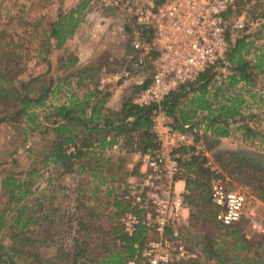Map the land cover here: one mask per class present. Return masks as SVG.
Segmentation results:
<instances>
[{"label": "rangeland", "instance_id": "374dc122", "mask_svg": "<svg viewBox=\"0 0 264 264\" xmlns=\"http://www.w3.org/2000/svg\"><path fill=\"white\" fill-rule=\"evenodd\" d=\"M84 3L86 6L72 35L75 38L61 48L52 49L48 58H40L36 52L50 24L60 14L68 15ZM228 14L232 30L238 21L245 25L243 32H234V42L247 36V41L252 42L251 49L257 48L260 52L264 45V0H234ZM124 18V14L115 9L101 8L99 0H0V32L6 33L14 45L19 44V50L24 49V75H42L41 81L48 83L52 79L54 86L60 88L48 97L45 107L37 109V122H45L49 106L62 102L67 93L76 89L73 76L82 66H74L76 62L72 58L75 55L71 53L74 47L78 52L86 49L97 54L94 63L98 61V66L105 69L100 74V71L93 73L96 76L92 86L102 75L117 100L120 96L125 98L134 93L133 87L122 90L113 80L114 74L124 65V56L130 51L131 25H127ZM247 59L253 60L248 56ZM227 67L216 70L214 82H211L213 86L230 74ZM243 86L238 88L246 92L249 105L245 109L242 107L243 114L238 120L264 124V75L254 73L251 88ZM112 106L116 107L115 104ZM28 126L25 120L0 124V260H4V264H72L79 252L81 255L77 264H101L107 259L104 255L106 251L113 254L121 252L125 245L118 239L121 234L114 202L119 198L117 182L126 175L123 167L129 157L112 155V163L117 160L119 165L113 168L116 172L110 169L115 175L116 186L100 175L103 171H99L101 162L96 157L99 151L95 149H91L90 153L93 151L96 156L90 154L80 161L84 162L82 172L87 174L69 180L65 178L62 183L54 184L52 181L65 171H58L47 161L53 136L49 134L42 138ZM236 126L232 125L233 128ZM239 147L264 150L258 139L236 130L228 138L221 139L218 148L234 150ZM209 154L213 161L212 151ZM77 166L78 163L73 167L75 173L80 172ZM216 168L221 177L228 179L235 189L246 195V211L254 210L257 220L264 226V204ZM198 170L197 166L194 167L192 174L197 181L189 184V194L185 198L186 235L197 253V259L191 264H233L234 258H244V264H249L252 259L261 261L264 241L258 251L248 246L245 250L235 249L233 244L235 238H239L255 246L264 239V232H253L246 219L234 228L221 227L214 219L213 207L206 201L208 187L205 176L202 177ZM108 174L106 172L105 175ZM9 176L20 183L19 189L7 184L3 189L4 179ZM179 178L187 180L186 175ZM41 196L45 197L43 203H40ZM235 228L238 230L237 237L231 233ZM7 256L12 258L11 263L6 261ZM220 260L224 261L220 263Z\"/></svg>", "mask_w": 264, "mask_h": 264}, {"label": "built area", "instance_id": "2783aa9c", "mask_svg": "<svg viewBox=\"0 0 264 264\" xmlns=\"http://www.w3.org/2000/svg\"><path fill=\"white\" fill-rule=\"evenodd\" d=\"M233 2L99 0L101 8L123 13L125 23L131 25L130 51L113 80L134 88L133 105L157 107L152 112L154 146L131 153L140 164L138 174L128 175L118 185V200L122 206L118 222L122 233L131 238L142 232L140 242L133 245V255L125 264H188L197 259V253L188 242V226L183 217L188 192L176 189L183 164L194 160L203 161L211 173L209 196L216 208L215 221L228 228L246 219L253 232H264L256 212L246 211V195L219 175L200 139L205 126L201 124L193 130L186 126V130L181 131L160 108L168 95L181 85L195 81L208 68L219 64L226 68L234 32L245 29L242 21H238L233 30L230 27L227 14ZM258 53L257 48H252L248 57L254 60ZM105 83L101 79L97 89L103 90ZM242 85L238 84L237 88ZM244 100L245 109L249 103L246 96ZM106 142L111 144L104 152L126 153L122 138L108 136ZM71 151L69 149V153Z\"/></svg>", "mask_w": 264, "mask_h": 264}, {"label": "trees", "instance_id": "16d2710c", "mask_svg": "<svg viewBox=\"0 0 264 264\" xmlns=\"http://www.w3.org/2000/svg\"><path fill=\"white\" fill-rule=\"evenodd\" d=\"M85 6L86 3L80 4L70 14H60L50 24L49 31L44 32V41L36 52L40 58H48L52 49L61 48L72 37ZM247 39V36L242 37L231 44L226 56L230 74L217 86H213L211 82H214L216 70L224 68L221 64L208 68L195 81L181 85L161 102L160 108L171 118L173 126L181 131H185L186 126H189L188 130L197 129L201 125V122L195 121L197 113L206 111L202 123L206 131L200 139L208 151H212L213 163L221 170L223 176L250 191L264 204V150L218 148L220 140L231 136L233 130L242 131L247 137L258 139L264 145V129H260L264 126L238 120L243 114L246 93H243L242 88H237L238 84L243 83L246 89L251 88L254 73L264 75V45L254 60H248L252 42ZM19 48V44L14 45L6 33L0 32V124L25 120L28 127L37 131L42 138L51 134L53 137L47 160L51 164L57 165L65 172L72 171L88 150L104 151L110 146L111 143L106 142L108 136L122 138V148L126 153L142 152L154 146L151 134L152 112L157 107L140 108L133 105V93L125 97L118 111H113L105 108L108 93L88 92L82 98L72 97L67 103L49 106L45 122H37V109L45 107L48 97L60 88L58 85L54 86L52 79L48 83L41 81L42 75L25 76L22 60L26 55L23 53L24 49ZM95 76L94 74L91 78ZM234 124H237L235 128L232 127ZM70 147H74V151L67 153ZM202 164V161L194 160L184 167L190 174L192 168L197 166L201 176L208 180L210 173ZM196 181L195 178L187 177L188 187ZM6 184L15 189L20 186V183L10 176L4 179L3 189L7 187ZM117 202L119 204L114 202V205L118 208L117 215L120 217L122 206L118 200ZM119 232L121 235L118 239L125 245L123 250L114 254L106 251L104 255L107 259L102 260L101 264H123L124 259L133 254V245L140 242L142 237L141 231L131 238L126 237L121 229ZM231 233L237 237V228ZM263 241L264 239L253 246L254 244L245 239L235 238L233 247L245 250L248 246L258 251L263 247ZM80 255L79 252L75 254L72 264H77ZM255 255L259 257L257 252ZM3 261L0 260V264H4ZM6 261L11 263L12 258L7 256ZM223 261L220 260V263ZM244 262V258H234L233 264ZM249 264H264V253L261 261L252 259Z\"/></svg>", "mask_w": 264, "mask_h": 264}, {"label": "crops", "instance_id": "0c3cea01", "mask_svg": "<svg viewBox=\"0 0 264 264\" xmlns=\"http://www.w3.org/2000/svg\"><path fill=\"white\" fill-rule=\"evenodd\" d=\"M75 37L74 36H72V38L70 37V39H68V42L69 41H72L73 39H74ZM67 42V43H68ZM72 49V51L73 52H71V53H74V55L75 56H73V58H72V60L74 59V60H76V61H74V62H76L75 63V67H81V69L76 73V75H74L73 76V79H74V82H75V84H77V85H74V86H76V89L74 88V89H72L73 91L72 92H70V94H66V99H64L62 102H59L58 101V103H56V104H54L55 106H57V105H60V104H62V103H67L68 101H69V99H71L72 97L74 98V97H77V98H82L85 94H87L88 92H92V93H94V92H100L101 94L102 93H108L109 95H108V97H107V102H106V104H105V108H106V110L107 109H111V110H113V111H118L120 108H121V105H122V103H123V101L125 100V98H121V96L118 98V100H117V96L116 95H113V93H112V88L110 89V88H108V86H107V83L108 82H106V80H105V86H104V88H103V90H101V91H99L98 89H97V86H98V84H99V81L101 80V79H103V77H101L102 75H100V76H98L97 77V80L94 82V84H95V86H92V80L95 78H91L94 74L93 73H95V72H99V74L101 73V72H103L105 69L103 68V67H101L100 65L98 66V64H97V62H95L94 63V61H96V57H97V54H95L94 52H92V53H89L86 49H84V50H81V51H77V47H74V48H71ZM89 50V49H88ZM84 52H86V53H84ZM85 54V55H84ZM85 56V57H84ZM96 65V66H95ZM91 72V73H90ZM90 73V74H89ZM73 81L71 82L72 84L74 83ZM82 83V85L81 86H79V84H81ZM83 84H85V85H83ZM82 87H85L84 89H82L81 90V88ZM96 89H95V88ZM118 87L119 88H121L122 90L123 89H130L132 86H129V87H126V86H121L120 84H118ZM80 89V90H79ZM122 90H121V93H122ZM123 96V95H122ZM222 99V98H221ZM218 101H220V98H218L217 99ZM224 100V99H223ZM113 104H115L116 105V107L114 108L112 105ZM206 114H207V112L206 111H199L198 113H197V118L195 119V121L197 122H201V123H199V124H202L203 122H204V120H203V117H205L206 116ZM226 139V138H225ZM109 147V146H108ZM107 147V148H108ZM71 149H73V151H74V147H70V151H71ZM73 151H71V152H73ZM90 151H91V149L90 150H88L87 151V154H85V156L84 157H87V156H89L90 154H92V156H96V154L95 153H93V151L90 153ZM97 151H99V152H97L98 154H97V159H98V161L99 162H101V164L98 166V168H99V171H103V173H101L100 175H103V176H105L106 177V181L108 182V183H110V184H113L114 186H116V178H115V175L114 174H112L111 173V170H113L114 172H116L113 168H115V166H117V168L119 167V165H118V162H117V160H115L116 162H115V164H113L112 163V161L114 160L113 159V156L112 155H114L113 153H107V152H104V151H100V150H97ZM70 152V153H71ZM67 153H69V151L67 152ZM108 155H110V156H108ZM120 155H122V156H120V157H123V156H128L129 158L128 159H130V160H128V163H127V165L126 166H124L123 167V170L124 171H126V172H124V173H126V175H125V177H127L128 175H130V174H135V175H137L138 174V171H139V167H140V164H139V162L137 161V159H135V158H133V156H132V154H128V153H124V154H120ZM83 157V158H84ZM82 158V159H83ZM80 162V161H79ZM78 162V166L77 167H79V169H80V172L78 171V173H75L74 172V170L72 169V171H69V172H65V173H62V174H60L61 176H57V178H55L53 181H52V183H54V184H57V183H62V181L63 180H65V178L67 179V180H69V179H74V178H76V177H78V176H81V175H83V173L84 172H82V170H83V166H84V162H80L79 163ZM203 162V161H202ZM50 164H51V162H50ZM77 164V163H76ZM187 163H185V164H183V168H184V170H183V172L180 174V175H186L187 177H189V176H191L192 175V178L191 179H194L195 177H194V175L192 174L193 173V170H194V168H192V170H191V173L189 174L188 172H189V170L188 171H186V169H185V165H186ZM52 165V167H56V169L59 171V169H61V168H59L57 165H54V164H51ZM202 166H203V168H205L204 167V162H203V164H202ZM111 169V170H110ZM120 169H121V167H120ZM205 169H207V168H205ZM208 170V169H207ZM209 171V170H208ZM106 172H108L109 174L108 175H105L106 174ZM111 173V174H110ZM84 174H87V172H85ZM211 174V173H210ZM91 177H94V174L92 175L91 174ZM125 177H124V179H125ZM210 178V177H209ZM209 178H208V180H206V184H207V187H208V195H206V201L209 203V205L211 206V208L214 210V214H213V216L215 215V212H216V208L210 203V188H209ZM124 179H122V181H120V182H117L118 183V185L121 183V182H123L124 181ZM103 180V179H102ZM113 186V187H114ZM176 189H177V191H187L188 192V184H187V180L185 179V178H179L178 179V183H177V186H176ZM44 194V193H43ZM189 194V193H188ZM52 195V194H51ZM44 200H45V197H42L41 196V198H40V203H43L44 202ZM119 201V200H118ZM115 203H117V204H119L118 202H117V200L115 201ZM117 208V207H116ZM118 209V208H117ZM183 217H184V220H185V218H186V208L184 209V211H183ZM119 219V218H118ZM133 253V252H132ZM133 255V254H132ZM132 255H130V256H132ZM129 256V257H130ZM128 257H126L125 259H124V262H123V264H125V261H126V259H127Z\"/></svg>", "mask_w": 264, "mask_h": 264}]
</instances>
